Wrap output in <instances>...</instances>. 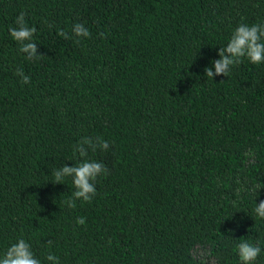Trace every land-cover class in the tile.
<instances>
[{
    "label": "trees",
    "instance_id": "trees-1",
    "mask_svg": "<svg viewBox=\"0 0 264 264\" xmlns=\"http://www.w3.org/2000/svg\"><path fill=\"white\" fill-rule=\"evenodd\" d=\"M21 12L41 59L9 33ZM241 23L264 0H0V257L23 238L41 264H241L247 241L264 264V63L205 75ZM84 137L108 172L70 209L52 169Z\"/></svg>",
    "mask_w": 264,
    "mask_h": 264
},
{
    "label": "clouds",
    "instance_id": "clouds-1",
    "mask_svg": "<svg viewBox=\"0 0 264 264\" xmlns=\"http://www.w3.org/2000/svg\"><path fill=\"white\" fill-rule=\"evenodd\" d=\"M15 23L17 27H10L9 33L20 45L19 51L25 54L28 60L43 58L44 55L38 54L37 43L33 40L37 29L27 26L24 12L17 16ZM58 34L65 39L72 38L63 29H58ZM72 35L77 38H87L91 36V33L83 24L76 23L72 27ZM99 35L104 38L105 33L101 32ZM76 43H79V39L76 40ZM218 56L219 59L213 61L215 71L211 67H207L205 69L206 77L213 79L218 75L228 76L231 68L239 65L242 58H247L252 64L264 63V23L252 25L241 23L234 29L226 46L219 49ZM16 75L21 78L23 84L30 83V77L25 75L22 69H17ZM109 147V142L102 137H84L74 148V152L82 158L81 162L73 166L64 164L52 169L53 183H61L66 177L72 178L75 191L71 198L64 201L68 208H75L77 200L91 202L96 195L95 181L101 174L106 175L108 170L102 162L87 159L88 151L89 149L93 152L97 149L106 151ZM262 187H264V183L257 182L251 190L258 193ZM244 190L247 191V189ZM237 195H240L239 189ZM232 204L235 206L236 201H232ZM254 211L258 217L264 219V200L256 203ZM76 223L84 225L86 218L78 217ZM48 243L51 244V241ZM236 248L241 264H254L262 251L259 243L253 244L247 241H241L236 245ZM46 259L51 264H59V258L54 254L49 253ZM0 264H41V261L34 255L31 245L21 238L7 248L4 255L0 257Z\"/></svg>",
    "mask_w": 264,
    "mask_h": 264
}]
</instances>
